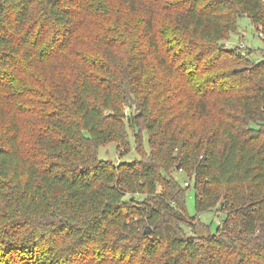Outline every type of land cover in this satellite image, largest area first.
<instances>
[{"label":"trees","instance_id":"obj_1","mask_svg":"<svg viewBox=\"0 0 264 264\" xmlns=\"http://www.w3.org/2000/svg\"><path fill=\"white\" fill-rule=\"evenodd\" d=\"M241 15L264 34V0H0V264H264V54L225 45ZM129 130L140 159L99 160ZM207 212L226 219L198 235Z\"/></svg>","mask_w":264,"mask_h":264},{"label":"rangeland","instance_id":"obj_2","mask_svg":"<svg viewBox=\"0 0 264 264\" xmlns=\"http://www.w3.org/2000/svg\"><path fill=\"white\" fill-rule=\"evenodd\" d=\"M239 32L231 33L227 39L225 45L230 48H237L242 45L244 47L243 54L252 51L253 59H262L261 50L263 49L264 40L260 36L259 32L252 24L250 18L247 15H241L238 19ZM262 30V28H260ZM136 111V110H135ZM129 141L131 151L126 149H117V144L115 142L109 143L105 146H101L97 150V157L99 160L112 161L114 163L122 162H132L136 159H140L139 154L136 151L135 139L129 130ZM143 147L146 153L149 152V145L146 137L144 138ZM124 154V155H121ZM143 156H146L144 150L142 152ZM172 175L180 181L181 185L184 183L183 173L179 171H172ZM187 181H185L186 183ZM195 191L193 186L186 191V208L190 216H196L195 201H194ZM219 211V210H218ZM226 219L224 213L207 212L199 215V221L203 225L200 227L197 225L198 235H207L208 233H216L220 222Z\"/></svg>","mask_w":264,"mask_h":264},{"label":"built area","instance_id":"obj_3","mask_svg":"<svg viewBox=\"0 0 264 264\" xmlns=\"http://www.w3.org/2000/svg\"><path fill=\"white\" fill-rule=\"evenodd\" d=\"M260 36L263 38L264 40V34L263 33H259ZM237 48H240V49H244V47L242 45L238 46ZM263 54H264V44H263ZM191 184L189 182H186L185 183V187H189Z\"/></svg>","mask_w":264,"mask_h":264},{"label":"water","instance_id":"obj_4","mask_svg":"<svg viewBox=\"0 0 264 264\" xmlns=\"http://www.w3.org/2000/svg\"><path fill=\"white\" fill-rule=\"evenodd\" d=\"M151 233V229H149L147 232H146V234H150Z\"/></svg>","mask_w":264,"mask_h":264}]
</instances>
